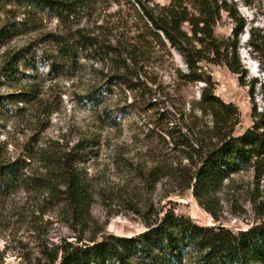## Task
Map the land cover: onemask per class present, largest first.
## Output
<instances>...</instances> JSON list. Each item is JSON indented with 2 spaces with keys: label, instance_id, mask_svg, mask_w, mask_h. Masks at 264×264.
Instances as JSON below:
<instances>
[{
  "label": "rangeland",
  "instance_id": "obj_1",
  "mask_svg": "<svg viewBox=\"0 0 264 264\" xmlns=\"http://www.w3.org/2000/svg\"><path fill=\"white\" fill-rule=\"evenodd\" d=\"M226 1L247 21L238 37L246 73L202 61L200 77L209 79L207 84L185 76L189 70L181 54L166 39V45L159 44L146 30L144 43L136 44L145 53H138L135 61L127 58L134 54L126 42L145 29L136 19L133 0H87L76 20L67 24L25 0H0V28L5 25L10 33L0 42L1 158L29 162L30 153L46 143L58 142L68 150L84 140L81 167L93 185L86 239L138 235L167 211L234 231L264 219V179L257 187L253 169H248L225 181L215 220L189 187L192 148L181 142L189 139L196 146V139L217 140L210 132V109L201 103L205 88L236 108L232 135L253 126L254 107L264 112V0ZM82 26L98 34L102 44L112 37L117 52L103 59L101 51L75 48L76 55L64 62L54 36ZM233 27L229 12L222 9L216 36L220 41L233 39ZM125 60L128 69L122 67ZM115 76L118 82L113 84ZM92 88L104 100L90 106L81 97ZM30 164L26 173L37 169L36 163ZM45 207L41 193L23 187L0 195V264H48L47 249L54 251L64 238L75 240L82 232L80 226L71 228L57 207L43 212Z\"/></svg>",
  "mask_w": 264,
  "mask_h": 264
},
{
  "label": "trees",
  "instance_id": "obj_2",
  "mask_svg": "<svg viewBox=\"0 0 264 264\" xmlns=\"http://www.w3.org/2000/svg\"><path fill=\"white\" fill-rule=\"evenodd\" d=\"M25 1L50 11L65 24L76 20L87 5V0ZM151 2L133 0L136 19L143 22L145 29L126 42L127 51L134 54L128 59L135 61L138 53H145L137 49L136 44L143 42L145 38L141 37L147 31L159 44L166 45V39L181 54L189 70L185 76L190 79L210 83L209 79L200 77L202 61L224 64L236 74L246 73L238 53V37L247 27V21L236 6L226 0L222 3L220 0H172L169 4ZM222 9L228 11L234 21V36L228 41H220L215 34ZM9 36L4 25L0 28V42ZM54 41L59 45V52H62L59 55L64 62L76 55L72 53L75 48L95 53L101 51L103 59L110 58V53H116L118 49L113 45L112 37L108 43L102 44L99 35L84 26L66 36L55 35ZM223 45H227L225 51L222 50ZM256 50L259 51L257 47ZM117 63L121 66L122 62ZM122 67L128 69L126 60ZM116 79L117 76L113 84L118 82ZM207 90L205 88L201 94V103L210 109L214 123L210 132L217 140L207 143L203 137L196 139V146L189 139H181V142L192 148L188 152L194 165L189 175V187L193 188V195L200 206L219 220L218 194L226 180L233 181L235 173L248 169H253L257 187L264 179V112L254 107L253 126L240 136L232 135L230 128L236 108L221 102ZM95 91L92 88L81 97L84 103L92 106L104 100V96ZM84 142L80 140L68 150L58 142L46 143L30 153L29 162L23 158L4 160L0 154V195L7 196L19 187L39 192L46 206L43 212L51 206L57 207L71 228L76 230L80 226L82 229L75 240L64 238L55 245L54 251L47 249L48 264H264V219L247 229L234 231L224 225H201L191 217L167 211L158 222L149 224L148 229L138 235L108 234L101 240L94 237L86 239L84 232L92 217L93 185L81 167L85 161ZM194 156L196 162L193 161ZM31 162L37 164V169L26 173ZM152 172L157 173V168Z\"/></svg>",
  "mask_w": 264,
  "mask_h": 264
}]
</instances>
